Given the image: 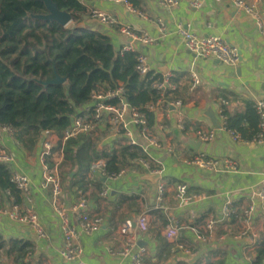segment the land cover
Masks as SVG:
<instances>
[{
	"label": "crops",
	"instance_id": "obj_1",
	"mask_svg": "<svg viewBox=\"0 0 264 264\" xmlns=\"http://www.w3.org/2000/svg\"><path fill=\"white\" fill-rule=\"evenodd\" d=\"M82 1L90 6V12L93 8H98L115 18V24L105 26L92 19L89 13L86 23L103 31L108 30L107 34L116 50L122 53L123 44L131 42L136 51L148 55L151 70L162 73L164 77L169 73L178 74L184 79L189 77L190 85L191 73L197 72L200 75L201 82L190 91L186 103L177 106L171 114L163 107L155 110L154 135L163 143L171 142L180 158L156 152L157 149L152 147L146 135H141L139 140L141 145L148 148L150 160L154 161L158 157L154 162L162 169L160 180L166 187V204L177 205L176 187L179 183L187 184L191 192L205 193L207 198L190 207L178 208L175 216L181 230L177 241L193 248L196 255L202 252L201 256L193 260L194 256L189 258L176 250L174 241L165 235L167 224L162 225L159 216H167L169 220V215L166 211L155 208L157 183L143 179L142 168L135 163L125 165V174L106 182L112 185L109 195H104L97 183L87 188L91 212L102 215L104 222L93 234L81 236L83 251L80 259L84 264H132V256L123 253L128 235L121 232V226L139 214L146 213L149 216V228L138 234V240L139 246H147V264H186L187 261L207 264L220 259L223 264H254V249L251 250L246 242L230 236L222 241L219 236L227 231L250 226L258 233L257 246L264 237V203L256 194L264 184V145L254 143V139L233 140L230 133L222 129L218 109L219 99L225 96L230 98L226 107L231 112L244 110L243 98H249L253 102L264 98V34L260 32L256 21L251 15L235 8L231 0H196L199 6H193L194 0H177L169 7L161 5L159 0H134L138 6L129 0L131 8L123 1ZM246 1L256 2L257 11L264 23V0ZM179 23L201 37L218 35L229 39L241 53L240 62L230 65L215 57L197 55L185 46L177 29ZM124 29L137 37L129 36ZM144 34L151 36L152 41L144 42ZM164 66L168 68L167 72L160 69ZM106 86L110 84L106 83ZM214 117L221 124L220 127L214 124ZM98 127L95 132V136H98L97 144H115L118 148L126 145L124 138L111 132L112 126L106 119ZM200 128H215L218 135L212 143H201L199 150L212 156L236 159V171L227 170L224 164L202 168L184 161L198 152L193 140H196L195 131ZM46 135H51L50 131L44 130L39 139L34 141L28 138L22 140L0 126V147H5L10 152L12 171L27 173L31 181L29 196L23 192L26 201L22 207L6 198L0 202V210L4 208L6 211L0 212V232L7 238L20 237L35 242L36 251L31 254L28 264H71L60 256L63 238L55 214L52 190L50 187L42 188L43 166L40 153L41 142ZM57 147H54L56 156L61 155L60 151H63L64 146L59 143ZM59 174L65 197L71 203L76 190L71 178L74 173L71 172L70 178L63 177L60 172ZM122 195L128 198L120 203ZM226 202L230 203L232 213L216 224L213 241L205 246V242L197 239V232L202 231L201 225L209 218L224 215L222 209ZM252 204L255 209L250 217H246L245 211ZM15 206L21 210L34 209L48 238H39L28 224L10 218L8 212L14 210ZM159 228L161 231H158ZM161 237L167 241L164 248L160 245ZM137 248L134 250L137 251ZM3 258L2 262L8 260L7 264H14L12 259Z\"/></svg>",
	"mask_w": 264,
	"mask_h": 264
},
{
	"label": "trees",
	"instance_id": "obj_2",
	"mask_svg": "<svg viewBox=\"0 0 264 264\" xmlns=\"http://www.w3.org/2000/svg\"><path fill=\"white\" fill-rule=\"evenodd\" d=\"M53 1L60 9L71 12L70 24L63 26L54 20L41 21L32 17V14L48 13L43 0H0V124L11 126L19 139L37 140L44 130L62 134L70 127L72 115L91 101L92 94L104 90L106 83L111 87H124L122 98L137 110L145 126L151 129L156 123V113L149 108L150 104H156L159 98L164 104L178 100L181 104L187 102L191 94L189 77L184 79L176 74L171 76L174 88H154L153 82L161 81L163 74L154 70L140 74L136 70L140 51L121 53L101 28L87 25L90 6L86 2ZM57 74L66 81L48 86L41 82L53 80ZM243 104L244 110L235 112L224 106L225 125L235 130L241 139L250 141L259 131L260 116L253 100L243 98ZM97 139L95 132L70 138L64 144L62 156L54 155L53 150L49 164L54 166L58 162L63 177L70 178L73 172L74 187L87 189L90 180L86 172L95 160L105 159L107 173H118L138 159H149L138 145L126 144L118 148L115 144L99 145ZM97 187L103 191L102 180L97 182ZM5 198L21 207L26 201L23 191L12 180L11 167L0 163V202ZM127 198L122 195L119 202ZM159 217L165 226L167 216ZM160 241L164 248L166 239L161 237ZM35 251L33 240L7 238L0 232V263L6 257L14 264H28ZM253 257L254 264H264V237L254 249ZM186 264L198 263L187 261ZM207 264L223 262L220 259Z\"/></svg>",
	"mask_w": 264,
	"mask_h": 264
},
{
	"label": "built area",
	"instance_id": "obj_3",
	"mask_svg": "<svg viewBox=\"0 0 264 264\" xmlns=\"http://www.w3.org/2000/svg\"><path fill=\"white\" fill-rule=\"evenodd\" d=\"M123 1L131 8L129 0H113ZM233 6L244 13L251 15L256 21L260 32L264 34V23L256 8V2L248 3L246 0H231ZM160 4L169 7L177 2V0H159ZM193 6H199V2L194 0ZM91 18L98 20L105 26L115 24L116 20L108 13L98 8H93L90 12ZM178 32L180 33L185 46L195 52L197 55L207 58H218L222 62L230 65H237L241 59V53L238 47L232 43L229 39L211 35L207 37H201L190 28H185L183 23L178 24ZM124 32L129 36L136 38L137 36L124 29ZM152 37L148 34L142 36L144 42L152 41ZM122 53L126 51H133L134 46L131 42H127L122 46ZM136 69L141 74H146L151 71V64L148 59V55L144 52H140L137 56ZM173 74H167L163 80L153 82V87L158 90H164L167 87L174 88L176 85L171 82L170 78ZM201 82V77L197 72L191 73V88L195 89ZM124 93V87L122 85L111 87L106 86L104 90L98 91L92 94L91 101L84 107L76 111L71 118V125L62 134L57 132H50L51 135H46L41 142L40 161L43 166V183L42 188H51L52 198L55 206V214L58 218L60 229L62 233V247L60 250V256L63 260L71 262V264H84L80 259L82 253V247L80 239L82 235H90L96 232L103 224L104 217L100 214H94L91 212V199L89 191L85 188H76L74 200L69 203L65 197L64 186L61 180L58 163L54 166L49 164L48 158L52 155L54 147L61 144L64 146L67 140L70 138H76L83 133L96 132L98 126L105 119L112 124L111 132L115 136L124 137L126 144L138 145L146 153L149 152L148 148L141 145L140 136H148L152 147L156 148V152L167 153L172 155L175 159H179V155L176 154L174 145L167 141L161 142L157 136L154 135L155 126L151 129L145 126V121L141 115L130 106V104L122 98ZM219 114L222 120V129L230 133L233 140H242L239 134L228 128L225 125V115L223 114L224 106H227L229 101L225 98H220ZM181 104V101H171L164 104L162 98H159L156 104H150V108L156 110L158 107H163L168 114H171L173 109ZM260 120L259 131L254 138L253 142L256 144L264 145V98L258 99L254 102ZM180 122V120H178ZM141 125V129L138 127ZM0 126L13 132L15 136V130L9 126L0 124ZM182 127V123H180ZM218 130L215 128H200L195 131V139L201 143H212L216 140ZM63 155V151H60ZM149 156V154L147 153ZM158 157L154 158L157 161ZM11 154L5 147H0V163H6L10 166ZM154 161L150 159H138L135 164L142 168V173L155 174L160 173L162 176V169H160ZM189 164H194L202 168H214L218 165H223L227 170L236 171L238 169V161L231 157L212 156L205 151L199 150L196 155L191 159H184ZM11 167V166H10ZM126 173L125 168H122L118 173H107L106 160L100 158L91 163L89 170L86 172L90 185L97 183L99 180L106 183L109 179H115ZM103 178L107 180L104 181ZM12 180L15 182L17 188L21 189L27 196L31 193V181L27 173L22 171H12ZM104 183V184H105ZM112 185L106 183L102 191L104 195H109ZM166 187L163 181L160 179L156 186V204L155 208L164 210L169 215V220L165 228V235L169 239L174 241V248L180 251L185 256L191 258L196 255V251L190 246L178 242L180 235V227L176 220V214L178 208H186L198 203L199 201L207 198L205 193L191 192L185 183H179L176 187V199L177 205H169L164 201ZM258 198L264 203V184L256 192ZM15 206L8 212L10 218H16L21 222H24L30 226V229L41 239H47L48 233L43 227L37 212L32 208H26L21 210ZM254 204L250 205L245 211L246 217L251 216V212L254 210ZM1 213L6 212L4 208L0 210ZM232 208L229 202H226L222 209V217L209 218L205 223L201 225L202 231L197 232V239L205 242V246L209 245L213 241V229L216 224L224 220L226 217H230ZM135 223V225H133ZM149 228V216L146 213L139 214L130 222H125L121 226V232L128 235L127 241L124 243L123 253L132 256V264H147V246H139L138 234L141 231H146ZM233 237L236 240H243L246 245L252 250L255 249L258 243V233L253 231L250 226H244L238 230L227 231L219 236V239L226 241L228 237ZM135 247L137 251H135ZM253 257V261H254Z\"/></svg>",
	"mask_w": 264,
	"mask_h": 264
},
{
	"label": "water",
	"instance_id": "obj_4",
	"mask_svg": "<svg viewBox=\"0 0 264 264\" xmlns=\"http://www.w3.org/2000/svg\"><path fill=\"white\" fill-rule=\"evenodd\" d=\"M43 1H44L45 5H46V7L48 9V13H46V14H32L31 15L32 17H34V18L36 17V18H39L40 20H46V21L47 20H54V21H57L58 23H60L63 26L68 25L73 20L71 12H69L67 10H64V9H60L58 7V5L53 0H43ZM80 26H81V28L85 27V25L83 23H81ZM104 32L107 33L108 30H104ZM160 69L163 72H167L168 71V68L166 66L161 67ZM65 81H66V78H63V77H61V76H59L57 74L55 79L49 80V81H45V82L41 81V82L48 86V85H50L52 83H63ZM214 124L217 127L221 126V124L219 125V122L216 120L215 117H214ZM193 143H194L196 149L200 148V146H201V142L200 141L193 140ZM143 179H148V180H151L154 183H157V181L159 179H161V174L160 173H155V174L148 173V174H145L143 176ZM103 180L106 181L107 179L103 178ZM133 225H135V223H133ZM201 254H202V252L198 253L192 259L194 260V259L198 258L199 256H201Z\"/></svg>",
	"mask_w": 264,
	"mask_h": 264
},
{
	"label": "rangeland",
	"instance_id": "obj_5",
	"mask_svg": "<svg viewBox=\"0 0 264 264\" xmlns=\"http://www.w3.org/2000/svg\"><path fill=\"white\" fill-rule=\"evenodd\" d=\"M39 17V16H38ZM41 17V16H40ZM36 18V17H35ZM41 21H44V20H41ZM100 145V144H99ZM56 148H58V147H56ZM128 222H130V221H128ZM124 223V222H123ZM4 259V258H3ZM7 261L8 260H5V261H3L1 264H7Z\"/></svg>",
	"mask_w": 264,
	"mask_h": 264
}]
</instances>
